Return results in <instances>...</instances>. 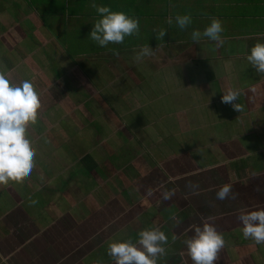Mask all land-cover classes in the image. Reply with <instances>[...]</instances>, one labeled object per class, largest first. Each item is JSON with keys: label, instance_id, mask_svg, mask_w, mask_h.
Listing matches in <instances>:
<instances>
[{"label": "crops", "instance_id": "0c3cea01", "mask_svg": "<svg viewBox=\"0 0 264 264\" xmlns=\"http://www.w3.org/2000/svg\"><path fill=\"white\" fill-rule=\"evenodd\" d=\"M36 1L45 9L50 6L51 10H45L48 14H55L51 26L37 13L41 6L32 0H0V14L8 16L6 23L0 21V43L10 38L17 40L18 34L21 41L31 36L40 41L44 37H38V32L44 28L54 37L49 48L52 44L62 47L65 57L82 68L74 72L76 81L90 80V87L101 82L100 87L108 93L107 109L110 96L119 92L114 83L120 82L118 71L127 68L128 78H122V88L127 91L133 87L135 94L142 95L141 101L145 100L143 105L151 107L146 120L137 118L143 107L122 120L112 107L115 121L107 123L111 126L109 136L99 122L64 126L61 117L65 114L57 101L73 97L72 90L81 84L66 78L65 88L58 84L57 55L37 61L40 95H51L48 108H37L52 139L44 158L55 166L41 169L45 163L38 161L40 151L33 147L37 159H33L30 174L2 184L8 198L5 207L0 208V264H114L107 255V245L116 240L135 242L139 231L151 227H158L167 237L164 253L157 254L156 264H192L184 241L191 235L188 226L202 220L213 223L224 239L214 264H264V242L245 239L237 219L241 208L264 207V73H257L245 59L253 43L264 42V0H95L110 10L135 17L138 32L125 37L130 41L126 45L115 44L112 48L110 43L101 47L94 42L96 49L75 54L66 51L64 35L54 31H66L76 23L79 28L92 26L98 18L92 0H81L79 4L83 2L85 9L77 12V0H62L61 5L58 0ZM12 12L18 13L15 21ZM185 13L192 22L184 29L178 28L174 20L171 25L166 23L167 18ZM213 17L221 21L223 43L217 45L207 38L193 42L191 31H202ZM161 29L165 31L163 38L158 37ZM144 45L150 46L152 53L137 61L141 64L143 59L151 72L134 71L135 65L130 64L135 51ZM36 46L37 43L31 49ZM117 48L127 51L124 63L118 62L119 56H105L106 67L97 73V52ZM16 52V47L5 52L8 59L1 62L3 69L12 68L10 54L14 56ZM157 59L165 61L164 67H155ZM132 72L134 85L130 83ZM146 76L156 82H146ZM168 81L177 85L169 86ZM227 90L239 93V109L221 103L220 97ZM155 94L168 96L166 108L172 104L174 107L168 116L174 115L178 125L184 119L194 133L197 128L203 143L197 145L198 150L191 144V157L174 134L166 141L158 140L159 135L151 136L153 126L164 133L166 124L161 123L163 109L151 112L159 104L154 101ZM170 95H174L171 102ZM181 95L188 104L184 109L178 103ZM39 101L42 102L40 98ZM191 111L197 113L191 117ZM199 111L202 113L198 115ZM158 114L160 121L155 118ZM50 116L60 119L54 122ZM36 124L35 128L28 124L32 146ZM106 144L107 152L103 147L101 152L100 146ZM72 145L74 149L68 148ZM183 154L185 158L176 157ZM71 158L76 160L71 163ZM70 167L72 173L83 177L82 182L72 180ZM225 183L231 184V192L218 200L215 193ZM168 190L173 195L165 201L162 193Z\"/></svg>", "mask_w": 264, "mask_h": 264}, {"label": "clouds", "instance_id": "9594fccd", "mask_svg": "<svg viewBox=\"0 0 264 264\" xmlns=\"http://www.w3.org/2000/svg\"><path fill=\"white\" fill-rule=\"evenodd\" d=\"M98 18L92 24L88 37L99 46L120 44L126 36L138 32V21L135 17L123 11L110 10L108 5H100L92 0V5ZM184 29L191 24V16L187 13L177 14L166 19L171 25ZM221 21L211 18L202 31L193 29L191 40L199 43L202 38L214 41L217 45L223 43ZM165 31L161 29L159 38ZM115 52V49H113ZM152 49L148 45L141 46L135 51V58L149 56ZM248 64L257 73H264V42H255L245 56ZM238 92L227 90L223 92L221 103L231 104L239 109L236 103ZM39 94L28 79L10 80L6 74H0V184L8 181H19L30 174L33 168L34 148L26 134L27 125L36 119L39 105ZM195 188V185H190ZM231 184L221 185L215 193L216 199L223 200L229 196ZM151 195V190H149ZM173 192L162 193L163 200H169ZM233 194V198H234ZM35 203V201H33ZM241 224V232L245 239L251 238L257 244L264 242V207L248 210L241 208L237 212ZM191 235L184 241L187 256L192 264H214L218 259L217 253L224 246V239L211 222L200 221L188 226ZM166 235L158 227L141 230L135 242L131 240H116L107 245L106 252L114 264H156L157 254L164 253L163 244Z\"/></svg>", "mask_w": 264, "mask_h": 264}, {"label": "rangeland", "instance_id": "374dc122", "mask_svg": "<svg viewBox=\"0 0 264 264\" xmlns=\"http://www.w3.org/2000/svg\"><path fill=\"white\" fill-rule=\"evenodd\" d=\"M80 1L81 0L76 1L78 4V6H76L74 9L76 12L80 11L82 9H85V5L83 4V2L81 4H79ZM32 2L34 4H38L41 6V8L37 10V13H40L41 18L44 21H46L48 25L51 26L52 25L51 23H53L55 21L54 19H56V16H55V14H50V13L48 14L45 11L46 9L51 10L50 6L45 9L43 4L38 3V1L32 0ZM61 3H62V0H58V4L61 5ZM17 14H15L14 12L11 13V15H12L11 17H12L13 21H15V19H16L15 17L17 16ZM7 18H8L7 15L0 14V21L3 20V23H6ZM34 21H36V20H34ZM79 25L80 24L76 23L74 26L72 25L71 27H68V29L66 30L67 32L64 30L63 31H60V30L54 31V33H57L59 36H60V34L64 35L62 42L64 43V45H65L64 47L68 53L72 52L75 54L76 52H81V51L87 52V51H91V50L96 49L94 46V44H95L94 41H92L88 37V32L90 31L89 28L92 26H88V25L84 26L83 25V27L79 28ZM31 33H32V31H30V34ZM20 35L21 34H18L17 40L10 38L9 41L5 40L4 42L0 43V74H6L10 80H19V79L29 78L28 80L34 81L33 85L39 94L40 100L42 101L39 103L40 107L48 108L47 106L50 104V96L51 95H48V96L40 95V91L38 89V78L39 77H36L35 69L38 68L36 66V64H37V61L39 59H44V57L48 56V55H50V56L51 55H57V57H58L57 58L58 71H59V78H57L58 84L60 86H63L65 84V78L67 79L68 82L75 81V82H78L77 85L81 84V86H79L77 89L72 90L73 91V95H72L73 97H71V96H70V98L64 97L63 101L61 100V98L59 101H57L58 103H60L62 105V107H63L62 112L65 114V116L61 117V118H63L64 123H62V124H64V126H67L68 125L67 123H70L72 125L77 124L80 126V124L87 125L90 121L99 122L102 125V127L104 128L103 130H105V132H107V133H105L106 136H109L108 133H109V131H111V126H108L107 123H108V121H115V117H113L114 114H111L112 113V110H111L112 107L115 108V111L117 112V115L121 120H122V117H125L126 119H128L130 115L131 116L135 115L136 112L138 111L136 109L143 107L140 112H137V118L139 120H146V112L148 110V107L150 108L151 106L148 104L143 105V103H145V100L143 99L141 101L142 95L141 94L139 95V93L135 94V89L133 87H131L132 90L128 89L127 91L122 88L123 81H121V80H123L122 78L124 76L126 78H128L126 76V74L129 73L128 68L125 70H122V71L121 70L118 71L120 73L119 77H121V78H118L120 80V82H118V80H116V81L114 80V83H116L115 86L119 87V92H117L118 94L116 92H114V95L110 96V104L108 105L109 109H110L109 110L106 107V104L109 103L108 93L107 92L104 93V88L102 89L100 87L101 82L99 81V82L93 84L94 87H90V85H88L90 80H87L84 78V79H79L78 81H76L74 72H76V70L80 71V70H82V68L78 64H76V62H74L71 58L69 59L68 57H65V55H64L65 53L61 49L62 47H58L57 45L52 44V48L51 49L49 48L50 44H51V40H53V42H54V37L49 31H47L46 29L43 28V30L41 32H38V37H40V38L44 37V38H42L40 41H38V39L34 40L33 37L31 36L27 39H23V41L26 43L21 41V37H19ZM43 39H45V40H43ZM35 43H37L38 46H36L34 48V50H32L31 48L35 46ZM127 43H130V41L128 39L124 38L123 42L120 44L126 45ZM43 45H45V46H43ZM15 47L17 49L16 54L14 56L12 54H10L13 57V62H11L13 64L12 68L9 70L3 69L1 62L5 61V58H6L5 52L9 53L10 50L12 48L15 49ZM107 47H109V46H107ZM111 47L114 48V47H116V45L111 44ZM111 47H109V48H111ZM121 49L122 48H120V49L117 48V50H115V52L113 51V49H111V50L104 49L100 52H97L98 54L95 56V58H99L98 62H96L98 65V67H96L97 73H99L98 70L101 72L106 67L105 64H103L105 62V60H104L105 56H107V57L119 56L120 59L118 60V62L124 63L122 61V59H123V57H128V54H125V53H127V51L125 53L120 52ZM124 50H127V48H125ZM132 57L130 58V62H131L130 64L135 65L133 67L134 71H137V72L138 71L139 72L140 71L141 72L150 71V68H149L150 65L147 67L146 66L147 64L144 63L143 59L141 61V64H139L140 61H137L135 56H132ZM87 59H88V57H87ZM82 62H83V66H84L85 62L84 61H82ZM154 62L157 63L155 66V67H157V69H159V67H164V65H165L164 64L165 61L163 59H157V60H154ZM33 64L35 65V67ZM77 66H79L80 68H78ZM133 73L134 72L131 73V82L130 83L134 85L136 80H134V78L132 77ZM144 78H146V82H148V81L150 83L156 82L152 77L148 78V76H146ZM124 80H125V78H124ZM95 81H98V80H95ZM143 81L145 82V80H143ZM167 84L169 86L177 85V84L172 83L171 81H168ZM63 87L65 88V86H63ZM134 87L137 88V85ZM139 87H140V85H139ZM142 87H143V85L141 86V88ZM91 88H94V90H92ZM155 95L156 96H154V101L158 102L159 104H156V106L154 108H151V112L154 113V112H158L159 110L162 111V109H163L164 111H162V117H160V118L162 120L161 123H164L166 121V124H164V128H163L164 133H161L160 131H158L153 126V128H151V130L153 131V134H151V136L154 137V135L156 134V135H159V137L157 138L158 140L166 141L168 139V137L171 136V134H174L173 136L176 137V141L179 142V140H181L180 143L185 145L183 150L188 151L189 157H191V154L193 153V152L191 153V144H192V148L195 147L196 150H198V146L200 145L199 143L201 142L200 136H198V134L196 133L197 128L195 129V133H194L193 128H190V126H187L184 119L182 121H180L179 125H178V123L175 121L177 119L174 118L175 117L174 115H172L170 117L168 116L169 110H171L170 112H172L174 110L173 104H172L171 108H166V105L164 104V102L167 101L168 96L167 95L159 96L157 94H155ZM144 96H146V94ZM173 96L174 95H170V98H171L170 102L172 101ZM184 98H185V96L181 95L180 99H178V103H179L181 109H184L188 105L187 103H185ZM159 100H161L162 102L160 103ZM138 103H139V105H137ZM162 104H163V108H162ZM136 106H138V107H136ZM131 108H132V110H131ZM130 111H132L131 114H130ZM185 111H187V110H185ZM39 113H40V111L37 110V115H36L35 120L37 122L36 127L38 128V130H37L36 134L33 135V138L35 140V145L33 147L37 150V152L40 151L39 155L41 156L40 157L41 160H38V161H42L45 163V164L41 165V169H45V166L46 167H53L55 165L51 162H47V160H48L47 157L44 158V156L46 154V149L48 148V146H52V139L47 135L48 132L46 130V127L45 128L43 127L44 124L42 123V120H41L42 113H40V114ZM194 113H197V111ZM194 113L191 111V117L193 116L192 114H194ZM201 113H202V111H199L198 115ZM38 115H40V116H38ZM150 117H152L151 114H150ZM51 118L54 122L57 121L56 119H60V118H55L54 116H52ZM155 118H159V114ZM160 118H159V121H160ZM186 119H191V118H186ZM201 120H203L202 116H201ZM35 123H34V121H32L29 123V125H31L32 128H35L34 127ZM53 127H56V125ZM199 127H201V126H199ZM207 132L209 133V131H207ZM26 134H28V125L26 128ZM133 134H135V133H133ZM160 135H162V136H160ZM149 136L150 135H148V137ZM192 140H194L195 145L192 142ZM201 143H203V142H201ZM117 144L118 143H115L114 145L116 146ZM73 146L74 145L69 146L68 148L74 149ZM102 147H103V152H107L106 151L107 144L100 146L101 152H102ZM63 150H66V149L63 148ZM200 151H202V153H204L203 150H200ZM64 154L68 155L69 151H66ZM185 156L186 155L183 154V155H179L176 157L185 158ZM72 158H73V156H72ZM72 158L70 159L71 163L76 160V159L73 160ZM33 159H37V157L33 156ZM167 159H169V158H167ZM68 164H70V163H67L66 165H68ZM73 165H75V164H73ZM68 170H69L68 171L69 176L72 178V180L75 183L82 182L84 180L81 175L72 173L71 167ZM4 189H5L4 185L0 184V208H2V205H4V207H5V203L7 202V198H8L7 195L5 194L8 190H4ZM36 199H38V198L36 197ZM107 218L108 217L105 215V218H103V219L106 220ZM122 225L123 224H121L120 226H122ZM79 233L80 232H78L77 234L79 235ZM74 234H76V233H74ZM70 235H73V234H70ZM93 257H96V255L95 256L93 255Z\"/></svg>", "mask_w": 264, "mask_h": 264}, {"label": "trees", "instance_id": "16d2710c", "mask_svg": "<svg viewBox=\"0 0 264 264\" xmlns=\"http://www.w3.org/2000/svg\"><path fill=\"white\" fill-rule=\"evenodd\" d=\"M6 59H8V58H6ZM10 63H11V61H9Z\"/></svg>", "mask_w": 264, "mask_h": 264}]
</instances>
